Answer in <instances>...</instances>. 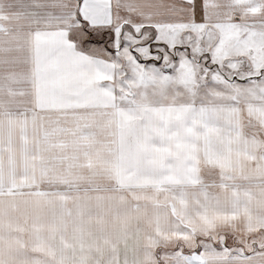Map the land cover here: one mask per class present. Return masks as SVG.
Segmentation results:
<instances>
[{
  "label": "snow or ice",
  "instance_id": "obj_1",
  "mask_svg": "<svg viewBox=\"0 0 264 264\" xmlns=\"http://www.w3.org/2000/svg\"><path fill=\"white\" fill-rule=\"evenodd\" d=\"M0 264H264V0H0Z\"/></svg>",
  "mask_w": 264,
  "mask_h": 264
}]
</instances>
